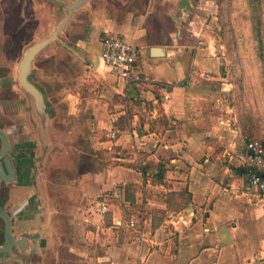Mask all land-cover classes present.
I'll list each match as a JSON object with an SVG mask.
<instances>
[{"label":"crops","instance_id":"0c3cea01","mask_svg":"<svg viewBox=\"0 0 264 264\" xmlns=\"http://www.w3.org/2000/svg\"><path fill=\"white\" fill-rule=\"evenodd\" d=\"M178 2L92 0L82 6V114L94 118L96 132L115 134L110 140L82 141V134L72 137L74 129L60 137L50 126L52 162L72 172L61 208L53 196H40V185L32 186L36 196L28 204L25 179L13 186L18 172L7 186L4 208L12 216L13 234L29 237L33 250L49 242L48 257L54 253L56 259L81 262L86 253L85 259H94L90 264L264 261V193L245 185L247 143L262 139L261 120L248 119L241 107L243 97L218 55L221 46L199 27L193 1L183 23L175 19ZM108 36L143 47L133 65L140 82L124 86L103 62L101 41ZM92 47L97 62L89 55ZM152 47H162L163 55L153 56ZM75 104H69V113ZM100 204L109 209L114 226L108 228L115 233L82 236V221L86 228L92 220L82 209L94 214ZM98 221L96 232L104 228ZM59 222L79 231L73 242L60 238L59 245ZM123 225L129 234L117 233ZM140 229L146 238H140Z\"/></svg>","mask_w":264,"mask_h":264},{"label":"rangeland","instance_id":"374dc122","mask_svg":"<svg viewBox=\"0 0 264 264\" xmlns=\"http://www.w3.org/2000/svg\"><path fill=\"white\" fill-rule=\"evenodd\" d=\"M71 1H26L28 13L33 14L32 21L27 23L26 32L16 38L14 47L2 53L1 64L5 66L0 67L3 71L0 97L6 108V116L16 119V126L11 127L10 136L11 140L13 139L12 145L16 165L18 166V177L14 184L12 182L7 183V185L0 183V194H2V197L8 191L7 186L10 188L12 184L13 186L19 185V181L25 179L23 182L27 188H30V198L27 200L28 204L31 198L36 196L31 189L33 185L35 187L40 185L41 197L45 192L51 197L53 196L55 201H57L55 205L60 206L64 202L65 179L70 177V173L72 172L65 166L55 167L52 162L53 149L49 154L42 152V147L35 132L37 123L29 113L30 99L19 87H16L14 77L15 66L20 58L21 50L28 45L27 43L30 40H39L46 37L59 18H61L62 13L60 10ZM192 1L194 4V12L201 20L199 27L207 32L215 46H221L220 50L223 53H218V55L223 58L224 63L227 62L224 73L227 74L229 82L232 84L234 90L243 97L241 107L248 113H246L248 119L255 118L261 120L263 136L262 139L259 138L257 141L264 140V76L262 64L255 51V41L249 19L250 10L247 8L244 0ZM81 10L82 7L75 15L74 22L65 26L60 32L59 39L61 42H54L47 45L36 55L33 61L31 77L45 93L47 106L52 112L50 126L51 128L53 126L58 129V135L60 137H68V130L74 129L72 132L74 136H71L76 137L77 140L79 134H82V141L84 139L92 141L110 140L112 137L109 131L101 129L102 131L96 132V129L93 130L91 126L94 118L82 114V89L84 88L82 85V66L78 60V56L82 55ZM29 33L31 36H29ZM89 52V55L94 61L96 60L97 62L100 60L95 47H92ZM69 95H74L76 98L78 96V98L70 100L68 99L71 98ZM72 102H76L75 105L78 107L74 113H69V104H72ZM251 115H253L252 118ZM109 117V115L102 116L105 119ZM52 138H54L53 135H51ZM16 139H19V141L22 140L21 146L16 147L20 143L17 142L15 144ZM21 157L23 159L19 162ZM83 209L82 214L90 218L92 216V220H90V224L86 228L82 221V236L85 235L86 231H90L87 233L90 236H94L96 233L103 236L115 233V228H108L113 225L111 223L112 217L109 209L103 213V216H100L97 211L93 214L91 211ZM61 212L63 213V210ZM129 215L126 213L124 219L128 220ZM96 220L103 221H98L99 224H103L104 228L102 231L100 229L99 232H96L98 231ZM94 221L95 223L93 224L92 222ZM59 224L61 222L56 224V236L59 235L57 239L59 245L63 242L65 244L73 242V238L78 235L79 231L74 227L70 228ZM139 225L141 223L139 224L138 222L136 227H139ZM125 226H121L117 231L119 235L122 233H130ZM48 244L49 242L44 247L40 245L37 248L38 244L36 243L37 250L31 251L26 259H24V263L21 264H90L94 260L92 256L91 258L85 259L84 257L87 256L86 253H82L81 262L71 257H66L62 261L60 258L56 259L54 253L51 254V257H48ZM255 262L257 264H264L263 260H256Z\"/></svg>","mask_w":264,"mask_h":264},{"label":"water","instance_id":"95a60500","mask_svg":"<svg viewBox=\"0 0 264 264\" xmlns=\"http://www.w3.org/2000/svg\"><path fill=\"white\" fill-rule=\"evenodd\" d=\"M92 0H72L64 8L60 10L61 18L52 27L51 33L39 40L28 44L17 64V85L28 94L31 104V115L36 120L35 132L42 147V152L49 154L53 149V142L50 134V119L52 116L51 110L47 106L46 96L42 88L36 84L31 77L32 63L36 55L47 45L54 42H61L59 39L60 32L65 26L74 22V17L80 8ZM178 12L175 19L179 23H183L184 18L189 16L191 10L190 0H179ZM180 31V28L178 29ZM151 54L153 56H162V47H152ZM9 149V140L6 133L0 129V180L6 183H11L15 179V170L12 166L11 160L7 155ZM251 153V150H249ZM42 153V154H43ZM42 154H40L42 156ZM42 163V162H41ZM0 220L2 234L0 235V264H21L24 259L33 251L31 239L25 235L16 236L13 234L12 216L2 206H0ZM17 253H22L20 257ZM22 259V260H21Z\"/></svg>","mask_w":264,"mask_h":264},{"label":"built area","instance_id":"2783aa9c","mask_svg":"<svg viewBox=\"0 0 264 264\" xmlns=\"http://www.w3.org/2000/svg\"><path fill=\"white\" fill-rule=\"evenodd\" d=\"M142 53V46L133 44L122 38L108 36L104 37L101 41V59L114 73H116L124 86L131 83H138L142 80V77L133 71L134 62ZM165 98H167V94H164L160 99L163 100ZM114 134L115 132H111V137H113ZM247 148L251 150V154L248 155L250 168L246 178V189L248 191L264 193V177L256 171V166L262 163V158L264 156L263 147L258 142H248ZM97 211L101 214L104 213L105 204L98 205ZM129 225L134 226L135 222L130 220ZM139 235L141 239L146 238L143 229L139 230Z\"/></svg>","mask_w":264,"mask_h":264},{"label":"flooded vegetation","instance_id":"af4514ba","mask_svg":"<svg viewBox=\"0 0 264 264\" xmlns=\"http://www.w3.org/2000/svg\"><path fill=\"white\" fill-rule=\"evenodd\" d=\"M26 1L28 0H0V67L5 66L1 64L2 53L11 50V47L12 48L14 47L16 38H18V36L26 32L27 23H29V21H32L31 19H32L33 14L28 13V10H27L28 5ZM51 30L47 34V36L51 33ZM29 36H31L30 33H29ZM33 41H36V40H30V42H28L27 44ZM23 50H21L20 58L22 56ZM19 60L17 61L16 66H15L14 82H15L16 87H19L16 82V79H17L16 67H17ZM32 66H33V63H32ZM2 72H3L2 69H0V85L2 82V78H3ZM33 81L36 83L35 80ZM19 89L23 91L20 87ZM25 95L28 96L27 93H25ZM29 105H30L29 113L31 114V104L29 103ZM5 110L6 108L4 107V104L0 97V129H2L6 133L8 140H9V149H8L7 155L9 156L12 166L14 167V170H15V179H14L15 181L17 177L18 166L16 165L17 163L15 161V153H14V148L12 145L13 139L11 140L10 131H11V127L16 126V119H12L10 117L8 118L6 116L7 114ZM17 142H20V143L16 145V147L19 145L21 146L22 140L19 141V139H16L15 144ZM0 183L7 185V183L3 180H0ZM7 193L8 191H6V194H4L3 198H2V194H0V199L3 200V205H0L2 207H4V202L7 199ZM0 225H1V220H0ZM2 231H3L2 228H0V235L2 234ZM0 256H4V255L0 254Z\"/></svg>","mask_w":264,"mask_h":264},{"label":"trees","instance_id":"16d2710c","mask_svg":"<svg viewBox=\"0 0 264 264\" xmlns=\"http://www.w3.org/2000/svg\"><path fill=\"white\" fill-rule=\"evenodd\" d=\"M247 8L250 10V23L252 26L253 38L255 41V51L260 59L263 68L264 76V0H244ZM247 119V118H246ZM255 142V141H249ZM264 150V140L257 141ZM264 164V156L262 165ZM257 172L264 177V168H256ZM3 198V197H2ZM0 205H3V200L0 199ZM1 241V237H0Z\"/></svg>","mask_w":264,"mask_h":264}]
</instances>
